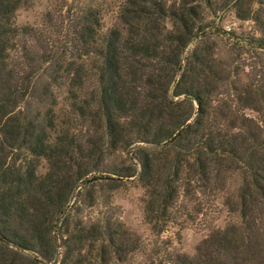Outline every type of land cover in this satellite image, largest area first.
Returning <instances> with one entry per match:
<instances>
[{
    "label": "trees",
    "instance_id": "obj_1",
    "mask_svg": "<svg viewBox=\"0 0 264 264\" xmlns=\"http://www.w3.org/2000/svg\"><path fill=\"white\" fill-rule=\"evenodd\" d=\"M28 1L0 0V264H92L81 254L87 241H100L98 264H106V247L125 261L137 239L112 214L70 224L71 197L135 175L154 234L177 215L186 224L219 192L237 217L193 255L167 252L171 264H264V70L256 83L235 85L238 67L218 59L197 32L195 0H124L118 26L105 31L92 7L59 24L48 12L44 26H18L15 10ZM258 3L232 0V7L252 23L241 44L264 50ZM52 85L64 88L61 115ZM116 151L136 167L106 165ZM39 157L47 164L41 174L31 162Z\"/></svg>",
    "mask_w": 264,
    "mask_h": 264
},
{
    "label": "rangeland",
    "instance_id": "obj_2",
    "mask_svg": "<svg viewBox=\"0 0 264 264\" xmlns=\"http://www.w3.org/2000/svg\"><path fill=\"white\" fill-rule=\"evenodd\" d=\"M124 0H29L19 6L14 13L16 25L41 26L45 21L46 13L50 12L52 21L59 24L67 16H71L86 7H92L99 12L100 28L102 31L118 26L119 7ZM192 2V0H187ZM264 10V0H255ZM169 3L182 2V0H168ZM201 8L202 20L200 21L199 36L204 34V39L209 44L218 59L229 65L238 67V74L231 77L235 85L243 86L250 82L258 81V70H264V50L251 49L241 44V38L251 36L252 23L249 20L238 19L233 11L232 0H210L211 10L207 9L204 2L195 0ZM63 21V20H62ZM168 25V21H166ZM195 40L188 45L190 49ZM45 78L37 79L39 86ZM55 94L58 104L55 111L58 115L66 112L65 92L63 87H50ZM243 113L253 119L259 120L261 113L244 108ZM17 162L20 155L12 156ZM36 165V173H43L47 169L45 160L39 157L31 159ZM119 162L136 167L129 153L116 151L106 156L105 164H119ZM76 192H78L76 194ZM76 195L75 197H73ZM71 197L72 211L69 222L75 220L85 224L96 223L105 215L117 216L124 228L132 238L137 239L138 249L128 252L125 261L118 260L109 247L104 253L106 264H171L167 252H180L193 255L199 242L212 230L223 228L230 222L237 221L236 215L229 212L223 204L222 193L212 197V204L207 210L193 215L190 221L182 224V215H177L173 222H168L159 234L152 233L150 226L144 221L142 213L143 188L137 176L125 177L116 183L101 180L91 187L76 190ZM100 241L88 242L81 251L86 261L98 264L94 259L95 246ZM92 245V247H91ZM94 246V247H93ZM70 247L67 248L69 250ZM62 241L56 239V255L59 259L63 253Z\"/></svg>",
    "mask_w": 264,
    "mask_h": 264
}]
</instances>
